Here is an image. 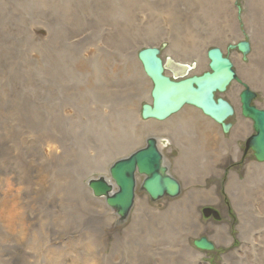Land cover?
<instances>
[{"label":"rangeland","instance_id":"1","mask_svg":"<svg viewBox=\"0 0 264 264\" xmlns=\"http://www.w3.org/2000/svg\"><path fill=\"white\" fill-rule=\"evenodd\" d=\"M55 1L60 3V8L55 10L57 16L54 17L42 14V11L35 13L33 10H21V6L18 5L19 0L3 1L4 8L0 9V77L3 87L9 90L11 86L14 91L16 90L24 99H27L40 90L42 91L43 88L47 90V87H50L44 76H49L48 68L52 71L57 67L54 64L55 60H64L74 69L77 64L84 65L89 73L94 75V88L92 89L93 86L87 82V78H78L81 81L79 82L74 76L72 81H74L73 86L77 88L90 86L88 89L90 106H95V103L102 106L105 103L102 99H96L99 95H106L107 99L112 96L116 101H120L117 98L119 96L129 98L130 115L134 118L133 128L143 126V122H148V126H157L151 136L163 138L164 145L161 151L169 172L180 182L181 192L179 195L186 191L189 181H194L197 177H203L204 180L202 183H196V186L214 188L217 200L198 205L197 208L206 230L200 236H193L188 231L186 232L189 236V243L193 247H195L194 240L200 237L207 238L213 244V248L210 250L198 249L202 255V263L226 264L223 261L224 255L242 245L243 240L241 241L237 228L239 223L238 212L225 187L231 171L236 172L240 178L238 193L244 196L243 204H246L245 214L248 218L246 221L248 225L246 245H249L251 250L248 248L244 254H237L238 257L234 255L235 258L230 261V264H261L264 262V251L262 250L264 249V212L260 208L261 205H264V164L256 165L253 150H245V141L255 131L252 120L242 116L239 101V94L244 88L243 85H246L256 93L254 100L256 106L264 109V0H223L228 3L226 9L220 8L221 5L225 6V4H219L221 0H129L127 4L124 3V0H99L100 5L97 4V6L100 7H97L90 16L87 11L86 13L77 9L78 0ZM55 1L51 0V3L56 4ZM85 1L92 5L96 4L98 0ZM61 8H63L62 11ZM59 11L62 13L64 11L66 18L61 17ZM185 16L188 18L185 19ZM183 18L187 21H184ZM152 24H155L154 26L160 31L151 36L152 38L160 37L158 42L153 43L149 38L142 39L128 50L115 48L108 43L109 39L112 40V38L121 42V40L124 41V36L127 37L136 34V32L142 34L138 30L144 28L145 25L152 26ZM131 27L136 32L131 31ZM74 30L77 31V36H75ZM187 34L193 39L194 44L204 48L202 57L193 55L184 61L193 67L191 75L208 70L209 61L206 53L214 46L219 47L233 63L237 80L230 83L225 92L215 95L229 101L235 108V113L225 120L231 124L230 130L227 132H223L220 125L191 106L184 107L165 122L145 121L141 117V106L148 102L145 99V92L152 89V83L143 72L137 58L138 52L146 46L156 44L160 49L163 61L167 64L169 58H175L168 51L171 40L182 38ZM24 40H27L29 51L24 50ZM241 40L251 43L252 51L250 54L243 55L237 48L230 47ZM178 50L182 51L180 48ZM200 59L206 63L199 64ZM115 62H118L123 68L134 69L136 72L137 80L141 82L143 88L138 99H136L135 90L130 87L122 91L121 95L114 92L115 95H110L111 88L106 82L103 69L108 64ZM31 70L33 71L32 74L30 73ZM54 73H52L53 78L58 81L60 77L59 83L64 84L63 78L67 74L57 76ZM48 93L51 103H54L53 100L64 102L62 99L69 98L71 95L66 89ZM114 100L109 98L105 107L101 109L102 111L99 110L98 112L100 124L108 126L110 130L112 129V121L118 115L115 112ZM61 110V108H57V112ZM50 111L53 113L51 109ZM108 112L109 117L107 118ZM111 114L113 115L111 116ZM136 117L140 119V125H137ZM182 122H184L183 126L185 127L184 140L174 139L175 137L170 132L178 130L180 128L179 123ZM240 122L247 124L250 122L251 130L243 135L239 132L240 135L233 139L238 146V157L234 158L232 154H229L222 163L218 162L223 148H225L221 138L231 141L234 129ZM192 128L194 130H191ZM8 130L10 135L14 137L13 139H24L31 143L29 144L30 148H28L32 151L31 156L35 157L34 152H38L40 158L44 159L43 161H45V157L47 161L52 159L49 158L52 156L46 155L49 147L48 142L42 141L39 133L34 130L26 131L18 121L10 122ZM210 134L212 137L209 136ZM146 137H143L142 142L137 143L131 151L143 147ZM108 142L109 140L107 141L103 137L98 142V146L94 145V147L98 153L106 154L111 148V143ZM84 147L88 151L91 149L92 142L90 139L85 142ZM120 156L122 155L107 161V167ZM53 158L57 160V158ZM182 161H189V165L192 167L188 175L182 174L178 169V165H181ZM248 166H251L250 169ZM99 174L95 171L91 177H96ZM14 175L15 172H11L8 177L12 178ZM87 180L88 178L84 179L86 186ZM141 181L140 178L136 189L138 200L145 198L150 205L162 209L175 198L164 196L152 201L148 194L141 189ZM12 188L13 191L16 190V197L20 198L25 188L23 178L20 176H17V179L14 178ZM205 209L209 210L207 215L204 213ZM133 212L134 210L121 222L118 221V215L112 212L115 217L103 235L102 244L104 251L108 254L109 245L114 241V236L121 233L127 224H132ZM214 213L218 217H215ZM147 219L146 216L139 218L142 222H147ZM218 224L228 226L229 234L233 239L231 245L219 244L209 239L208 235L212 229L207 228L208 225ZM138 231V227L133 229L134 233H138ZM254 238L257 239V243ZM96 241L95 236L90 235L85 237L84 242H82V247L86 245L92 247L91 256H94H90L89 259L100 256L102 248L101 246L98 247ZM129 255V250L125 248L124 257H129Z\"/></svg>","mask_w":264,"mask_h":264},{"label":"bare ground","instance_id":"2","mask_svg":"<svg viewBox=\"0 0 264 264\" xmlns=\"http://www.w3.org/2000/svg\"><path fill=\"white\" fill-rule=\"evenodd\" d=\"M3 1L0 0V9L4 8ZM128 1L124 0V3L127 4ZM55 3L52 4L51 0H19L17 4L21 6V10H33L35 13L42 11V14L54 17L57 16L55 10L60 8V3L57 1ZM90 4L85 0H78L77 9L87 11L86 13L90 16L97 7H100L97 6L99 0L96 4H92L94 8ZM219 4H225L220 6L221 9H226L228 6L226 5L228 3L223 0ZM64 14L66 13L63 11L60 16L66 18ZM187 18L185 16V19ZM185 19L184 21H187ZM154 25H145L141 30L137 29L142 34H138L131 27V31L136 34L124 36L125 39L123 38L124 41L121 40V42L112 38L108 43L115 48L128 50L142 39L149 38L153 43L158 42L160 37H151L160 32ZM76 33L77 31L74 30L75 36H77ZM189 34L171 40L168 49L176 58H170V60L181 61L186 65V71H183L185 73L192 71L193 67L184 61L193 55L202 57L204 49L194 44ZM27 45V40H24V50L29 51ZM250 46L252 51L251 43ZM179 48L182 51H179ZM2 49L5 48L2 47ZM201 63L205 64L206 61L200 59L199 64ZM54 64L57 67L52 71L48 68L49 76H44L50 87H47V90L43 88L42 91L27 99H24L16 90L14 91L11 86L9 90H6L0 77V264H205L201 261L200 251L191 246L189 236L186 234L187 231L193 236L204 233L206 227L201 221L200 212L197 210L198 205L217 200L213 187L208 189L204 186H196V183H202L203 177L189 181L186 191L173 198L162 209L150 205L145 198L144 200L137 198V206L131 217L132 224H127L119 233L120 235L114 236V241L109 245V254L104 251L103 235L115 216L105 206L103 198L94 197L91 194L84 179L91 177L93 172L97 171L105 175V180L110 183L111 179L107 176V161L131 151L137 143L142 142L143 137L153 133L157 126H148V122H143V126L134 129L129 98L122 96L117 97L120 101L109 96L115 101V112L118 115L112 121L111 130L108 126H102L101 120H98V112L102 111L109 98L107 99L106 95H99L96 99H102L105 103L102 106L96 103L95 106H90L88 89L95 84L94 75L90 74L82 64H77L75 69L64 60H55ZM172 70L176 75L183 73H179L180 68L177 67H172ZM30 73L32 74L33 71L31 70ZM52 73L57 76H63L66 73L67 76L61 77L65 83H59L60 77L58 81L55 80ZM103 73L111 88L110 95L114 93L121 95L122 91L130 87L135 90L136 99L140 97L143 88L141 82L137 80L134 69L123 68L115 62L104 67ZM74 76L77 80L87 78L90 86L74 87V81H72ZM61 89L68 90L71 94L69 98L62 99L64 102L53 100L54 103H51L48 92H57ZM150 91L148 89L145 92V99L148 102L151 101ZM187 106L189 105L185 107ZM57 108L62 110L57 112ZM109 112L106 114L107 118ZM12 121L21 123L26 131L34 130L39 133L41 140L48 142L46 155L52 156L49 157L52 159L47 161L44 156L45 161H43L38 152H34L35 157L31 156L32 151L28 149L30 142L24 139H13L8 130L9 123ZM136 121L137 125H140V119L136 117ZM183 124L184 122L179 123L180 128L174 132L168 131L175 137L174 139L184 140ZM250 130V122L248 124L240 122L234 129L231 141L221 138L225 148L218 162L222 163L229 154L237 158L239 150L233 139L240 135L239 132L243 135ZM209 136L212 137L211 134ZM103 137L111 143V148L106 154L98 153L94 147V145L98 146V142ZM88 139L92 142L89 151L84 147ZM178 167L184 175H188L192 168L189 161H182ZM250 167L248 166V169ZM11 172L22 177L25 182L20 198L16 197V190H12L14 178L17 179V176L9 178L8 175ZM227 178L225 187L238 212L237 228L239 237L241 241L243 240L241 247L224 255V263L230 264V261L235 258L234 255L244 254L249 245H246L248 239L246 204H243L244 196L238 193L240 178L234 171H231ZM260 208L264 212V205ZM141 216H146L147 222L140 221ZM133 225L138 227V233L133 232V229L137 228ZM207 228L212 229L208 235L210 240L231 245L233 239L226 224L208 225ZM90 235L95 236L98 247L102 248L100 256L94 259H89L93 253L90 251L92 247L87 245L82 247L85 237ZM254 241L257 243L256 238ZM125 248L130 252L129 257H124Z\"/></svg>","mask_w":264,"mask_h":264},{"label":"water","instance_id":"3","mask_svg":"<svg viewBox=\"0 0 264 264\" xmlns=\"http://www.w3.org/2000/svg\"><path fill=\"white\" fill-rule=\"evenodd\" d=\"M237 48L247 54L250 51V44L247 41H240ZM159 52V49L153 46L146 47L138 53L143 70L153 83L152 102L142 106V117L162 121L177 113L184 105H191L220 124L224 131H228L231 125L225 123V119L234 113V109L223 98L215 99V93L224 92L227 85L237 77L232 62L223 56L221 49L213 47L207 51L210 71L179 80H171L169 76L164 75V69L169 67L172 70V67H177L181 73L186 71V65L169 60L165 66L158 57ZM184 73L175 75L182 76L186 74ZM255 96V92L247 86L240 93L242 115L253 121L255 131L246 140L245 150L252 149L256 160L264 164V109L252 104ZM164 163L158 140L147 138L143 148L117 160L110 167L109 173L114 184L100 177L91 179L89 187L94 196L103 197L105 203L118 215L119 221H123L135 203L137 176L143 177L140 187L152 201L164 196L179 195L180 183L169 173ZM208 212V209L204 210L206 215ZM214 216L218 217L216 213ZM194 244L201 249L213 248L212 243L205 237L195 240Z\"/></svg>","mask_w":264,"mask_h":264}]
</instances>
